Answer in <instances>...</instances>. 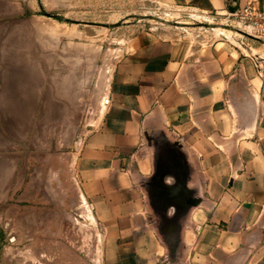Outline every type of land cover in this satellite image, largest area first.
Masks as SVG:
<instances>
[{
	"label": "crops",
	"instance_id": "crops-1",
	"mask_svg": "<svg viewBox=\"0 0 264 264\" xmlns=\"http://www.w3.org/2000/svg\"><path fill=\"white\" fill-rule=\"evenodd\" d=\"M153 1L203 12L235 5ZM259 51L233 36L154 28L121 45L99 115L73 148L75 177L100 227L101 264H248L254 237L241 233L264 196ZM72 62L49 59L42 44L38 53L0 50V115L11 130L40 140L64 130L90 88Z\"/></svg>",
	"mask_w": 264,
	"mask_h": 264
},
{
	"label": "rangeland",
	"instance_id": "rangeland-1",
	"mask_svg": "<svg viewBox=\"0 0 264 264\" xmlns=\"http://www.w3.org/2000/svg\"><path fill=\"white\" fill-rule=\"evenodd\" d=\"M228 13L153 0H0L1 52L38 53L46 45L49 59L73 61L80 81H90L64 130L49 129L46 140L19 135L0 115V264L102 263L100 227L75 177L73 148L99 115L105 67L125 40L150 28L189 39L233 36L260 49L263 60L264 38L240 33L250 34ZM257 69L264 73V63ZM256 210L241 233L254 237L248 264L264 262V196Z\"/></svg>",
	"mask_w": 264,
	"mask_h": 264
},
{
	"label": "built area",
	"instance_id": "built-area-1",
	"mask_svg": "<svg viewBox=\"0 0 264 264\" xmlns=\"http://www.w3.org/2000/svg\"><path fill=\"white\" fill-rule=\"evenodd\" d=\"M229 16L236 20L242 29L250 34L264 38V9L254 0H247L245 4L236 11H229Z\"/></svg>",
	"mask_w": 264,
	"mask_h": 264
},
{
	"label": "bare ground",
	"instance_id": "bare-ground-1",
	"mask_svg": "<svg viewBox=\"0 0 264 264\" xmlns=\"http://www.w3.org/2000/svg\"><path fill=\"white\" fill-rule=\"evenodd\" d=\"M107 70V66L105 67V70L103 71V75H102V78H101V90L100 92L98 93V97H99V104L101 105V103L104 104V100H105V93H104V86H105V82H106V79H107V74H106V71ZM100 82V81H99ZM91 213V212H90ZM91 215V214H90ZM92 217V216H91ZM95 220V219H93Z\"/></svg>",
	"mask_w": 264,
	"mask_h": 264
},
{
	"label": "water",
	"instance_id": "water-1",
	"mask_svg": "<svg viewBox=\"0 0 264 264\" xmlns=\"http://www.w3.org/2000/svg\"><path fill=\"white\" fill-rule=\"evenodd\" d=\"M230 2H234V6H231L230 7V10L231 11H236L237 9H238V6H237V4H236V0H230ZM240 33H243L244 35H246V36H248V37H252V38H255V39H258V40H260V38H258V37H255V36H253V35H251V34H248V33H246V32H243V31H241V30H238Z\"/></svg>",
	"mask_w": 264,
	"mask_h": 264
},
{
	"label": "flooded vegetation",
	"instance_id": "flooded-vegetation-1",
	"mask_svg": "<svg viewBox=\"0 0 264 264\" xmlns=\"http://www.w3.org/2000/svg\"><path fill=\"white\" fill-rule=\"evenodd\" d=\"M263 264H264V262H263Z\"/></svg>",
	"mask_w": 264,
	"mask_h": 264
}]
</instances>
